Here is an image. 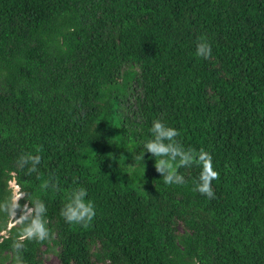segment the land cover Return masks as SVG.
<instances>
[{
	"label": "trees",
	"instance_id": "trees-1",
	"mask_svg": "<svg viewBox=\"0 0 264 264\" xmlns=\"http://www.w3.org/2000/svg\"><path fill=\"white\" fill-rule=\"evenodd\" d=\"M156 119L212 155L214 199L193 191L198 166L166 185L136 159ZM11 179L51 231L23 241L22 264H264V0H0V204ZM77 186L88 227L60 215ZM9 217L0 264H16Z\"/></svg>",
	"mask_w": 264,
	"mask_h": 264
},
{
	"label": "clouds",
	"instance_id": "clouds-1",
	"mask_svg": "<svg viewBox=\"0 0 264 264\" xmlns=\"http://www.w3.org/2000/svg\"><path fill=\"white\" fill-rule=\"evenodd\" d=\"M196 55L204 59L212 56L211 44L207 37L201 36L196 46ZM151 138L143 144V150L136 155V159L144 161L145 153H150L155 158V170L162 177L166 185H183L185 176L180 173L181 168H190L196 165L200 172L194 180L193 191L206 195L210 199L215 198L212 182L219 179V173L213 167L212 155L201 148L199 151L188 147L176 140L179 132L156 119L152 123ZM41 156L32 152H24L18 157L17 164L20 168H27L28 174L38 173V165ZM39 178V177H38ZM75 183V182H74ZM41 190H59V182L53 183L51 179L44 180ZM11 199V202L0 204V211H7L14 218L16 224L21 225L19 238L12 244L15 253L16 264H22L21 253L24 240L44 242L51 238V231L47 227V208L42 199H31L30 203L20 205L19 201L25 194L19 191ZM87 189L82 186L72 188L66 197V202L60 210V215L69 225H82L88 227L96 215V207L91 199H88ZM19 212V215H18Z\"/></svg>",
	"mask_w": 264,
	"mask_h": 264
},
{
	"label": "rangeland",
	"instance_id": "rangeland-1",
	"mask_svg": "<svg viewBox=\"0 0 264 264\" xmlns=\"http://www.w3.org/2000/svg\"><path fill=\"white\" fill-rule=\"evenodd\" d=\"M8 184H9V186H10V188H11V192H12V197L14 196V194L17 192V184L11 179V180H9V182H8ZM20 191V190H19ZM12 197H11V199H12ZM14 221V218L12 217V216H10L9 217V221H8V225L10 224V223H12ZM3 231V230H2ZM0 232V233H3V232ZM45 261L48 263V264H56V262H57V259H56V257H55V255L54 254H52V253H49L48 255H47V257H46V259H45Z\"/></svg>",
	"mask_w": 264,
	"mask_h": 264
}]
</instances>
